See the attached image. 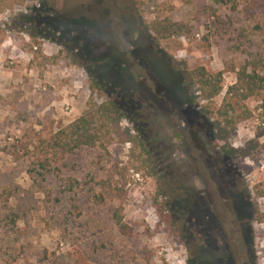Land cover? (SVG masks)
Masks as SVG:
<instances>
[{
	"label": "rangeland",
	"instance_id": "obj_1",
	"mask_svg": "<svg viewBox=\"0 0 264 264\" xmlns=\"http://www.w3.org/2000/svg\"><path fill=\"white\" fill-rule=\"evenodd\" d=\"M165 18L193 34L157 39L148 24ZM254 59L264 64V0H0V264H264L261 98L229 139L241 153L231 159L211 111L236 74L209 104L188 76ZM91 99L125 109L153 176L133 144L83 148L43 177L32 145L12 153L75 122ZM125 166L126 196H102L98 183L121 187Z\"/></svg>",
	"mask_w": 264,
	"mask_h": 264
},
{
	"label": "trees",
	"instance_id": "obj_2",
	"mask_svg": "<svg viewBox=\"0 0 264 264\" xmlns=\"http://www.w3.org/2000/svg\"><path fill=\"white\" fill-rule=\"evenodd\" d=\"M22 2V0H20ZM7 2L4 1L3 4ZM5 6V5H4ZM218 19L219 16L215 15ZM148 30L159 40L172 38H188L194 29L189 24L174 21L172 19H156L148 24ZM230 72L236 74V81L226 90L222 105L215 111H211L215 122L212 124L211 135L215 140L222 155L231 159L241 156V153L229 144L231 135L236 132L245 122L254 118L255 113L248 105L254 98H261L260 113L258 121L260 129L264 130V64L259 60L247 61L245 64H230L224 71L210 74L204 67L200 66L188 72L190 81L196 92L200 93L203 101L211 103L225 88L224 74ZM208 106H206L207 109ZM204 109V108H203ZM209 109V107H208ZM124 108L117 102L108 100L98 103L91 99L88 108L83 115L75 122L60 130L57 134L43 139L39 137L35 143L23 144L12 153L16 158H22L21 152L31 153L37 151L35 163L40 176H47L56 170L54 165L62 162L67 156L76 153L83 148L101 147L108 151L112 146L119 144H133L140 151L135 158L137 169L146 172L147 175H154V168L150 160L148 149L143 142L134 137L131 130L122 127L125 118ZM128 167L118 168L115 177L122 182L121 187L112 181V178L98 183L103 196L111 200H121L126 196V171ZM264 197V192L259 193ZM77 216H81L79 207H74ZM117 224L122 231L125 227L122 224V217L115 216ZM163 219H165L163 217ZM264 220L263 218H261ZM260 219V221H261ZM15 222V220H13Z\"/></svg>",
	"mask_w": 264,
	"mask_h": 264
},
{
	"label": "flooded vegetation",
	"instance_id": "obj_3",
	"mask_svg": "<svg viewBox=\"0 0 264 264\" xmlns=\"http://www.w3.org/2000/svg\"><path fill=\"white\" fill-rule=\"evenodd\" d=\"M234 253H232V255H233ZM236 260V259H235ZM234 260V258H231V257H229V262L232 264V262H234L235 261Z\"/></svg>",
	"mask_w": 264,
	"mask_h": 264
}]
</instances>
